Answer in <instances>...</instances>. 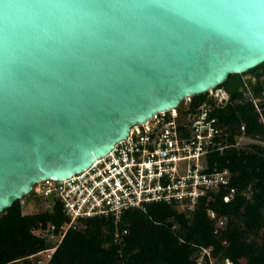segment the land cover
Segmentation results:
<instances>
[{
	"label": "water",
	"instance_id": "obj_1",
	"mask_svg": "<svg viewBox=\"0 0 264 264\" xmlns=\"http://www.w3.org/2000/svg\"><path fill=\"white\" fill-rule=\"evenodd\" d=\"M125 2L0 0V215L264 64V0Z\"/></svg>",
	"mask_w": 264,
	"mask_h": 264
},
{
	"label": "trees",
	"instance_id": "obj_2",
	"mask_svg": "<svg viewBox=\"0 0 264 264\" xmlns=\"http://www.w3.org/2000/svg\"><path fill=\"white\" fill-rule=\"evenodd\" d=\"M234 78L238 76L229 77L217 89L225 90L230 99L213 114L230 148L209 157L211 168L216 165L231 173L228 189L206 203L192 220L163 205L150 207L146 214L128 212L120 228L127 234L118 242L114 241L112 219H92L86 227L66 234L51 264H197L195 255L207 249L212 250L215 264H264V148L234 147L242 126L246 138L264 142V123L254 106L235 104L240 94L225 89ZM205 97H193L194 106ZM231 190L234 198L224 204L222 197ZM208 210L226 219L221 232L207 218ZM65 221L59 204L52 211L23 215L21 203H14L0 215V264H19L15 262L43 251L44 243L32 231L39 224L60 226ZM203 260L208 264V258Z\"/></svg>",
	"mask_w": 264,
	"mask_h": 264
},
{
	"label": "built area",
	"instance_id": "obj_3",
	"mask_svg": "<svg viewBox=\"0 0 264 264\" xmlns=\"http://www.w3.org/2000/svg\"><path fill=\"white\" fill-rule=\"evenodd\" d=\"M206 100L194 106L192 98L176 109L155 115L143 125L133 127L127 139L106 157L96 161L87 171L61 182L46 181L33 188L32 194L42 199L46 210L56 204L66 220L60 226L39 224L32 235L45 249L23 258L19 264H51V260L70 230L86 227L92 219H112L114 241L127 234L121 230L122 217L133 211L147 213L152 206H167L186 220H192L206 203L216 199L230 185L229 170L211 168V153L229 149L227 136L213 114L229 102L221 90L210 91ZM264 147V142L245 137V127L235 139L234 147ZM235 191L222 197L230 203ZM221 232L226 219L206 211ZM211 249L198 255L202 264H215ZM225 264H231L228 261Z\"/></svg>",
	"mask_w": 264,
	"mask_h": 264
},
{
	"label": "flooded vegetation",
	"instance_id": "obj_4",
	"mask_svg": "<svg viewBox=\"0 0 264 264\" xmlns=\"http://www.w3.org/2000/svg\"><path fill=\"white\" fill-rule=\"evenodd\" d=\"M225 89L231 93L240 94L241 100L234 101L235 104L254 106L260 116V122L264 123L262 119L264 113V64L245 75L230 80ZM222 92L227 94L225 90Z\"/></svg>",
	"mask_w": 264,
	"mask_h": 264
},
{
	"label": "rangeland",
	"instance_id": "obj_5",
	"mask_svg": "<svg viewBox=\"0 0 264 264\" xmlns=\"http://www.w3.org/2000/svg\"><path fill=\"white\" fill-rule=\"evenodd\" d=\"M222 91V90H221ZM261 142V141H259ZM258 146V145H256ZM261 147V146H260ZM264 148V147H263ZM24 205L21 204L23 215H36L42 212H46V204L42 199L34 197V195L26 196L22 199ZM84 228V226H83ZM195 258L200 262L199 255H195ZM203 264V262H202Z\"/></svg>",
	"mask_w": 264,
	"mask_h": 264
},
{
	"label": "snow or ice",
	"instance_id": "obj_6",
	"mask_svg": "<svg viewBox=\"0 0 264 264\" xmlns=\"http://www.w3.org/2000/svg\"><path fill=\"white\" fill-rule=\"evenodd\" d=\"M78 6L80 7H88V8H96V9H105V8H110V7H115L118 6L116 4H112V3H81ZM119 6H123V7H149L151 6V0H149V3H122ZM161 7H163L164 5H159ZM251 7H254L255 5H249ZM11 7V6H9Z\"/></svg>",
	"mask_w": 264,
	"mask_h": 264
}]
</instances>
